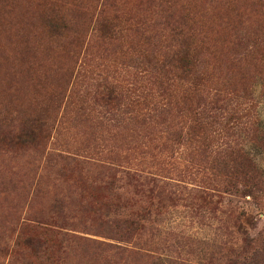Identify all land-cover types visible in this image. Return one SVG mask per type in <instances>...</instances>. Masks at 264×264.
Segmentation results:
<instances>
[{
	"label": "rangeland",
	"instance_id": "rangeland-1",
	"mask_svg": "<svg viewBox=\"0 0 264 264\" xmlns=\"http://www.w3.org/2000/svg\"><path fill=\"white\" fill-rule=\"evenodd\" d=\"M40 117L0 140V264H264V0H0V135Z\"/></svg>",
	"mask_w": 264,
	"mask_h": 264
},
{
	"label": "trees",
	"instance_id": "trees-1",
	"mask_svg": "<svg viewBox=\"0 0 264 264\" xmlns=\"http://www.w3.org/2000/svg\"><path fill=\"white\" fill-rule=\"evenodd\" d=\"M43 21V27L46 28L48 33L52 36H62L64 31H69L70 28V24L58 13H52L49 16H44ZM115 21L116 18L112 20L104 19L102 22H99L98 31L102 38L104 37L110 39L117 35L118 29ZM173 32L172 36L178 43V49L168 62L166 61L162 64V67L167 68L170 74H177L176 76L179 79H184L191 74V70L194 66L195 55L197 54V48L193 47V43L191 42L193 40V33L185 27L184 23L180 24L177 28L175 27ZM44 121L45 120L42 117L35 118L28 122V124L17 136H14V138H2L0 135V140H3L4 142L10 141L12 143L15 141L20 143L36 142L43 134V126L45 124Z\"/></svg>",
	"mask_w": 264,
	"mask_h": 264
}]
</instances>
